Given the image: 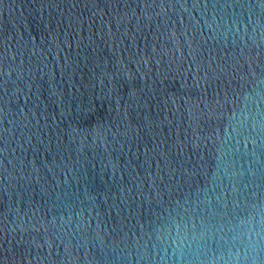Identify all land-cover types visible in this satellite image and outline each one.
<instances>
[{
	"label": "water",
	"instance_id": "95a60500",
	"mask_svg": "<svg viewBox=\"0 0 264 264\" xmlns=\"http://www.w3.org/2000/svg\"><path fill=\"white\" fill-rule=\"evenodd\" d=\"M0 264H264V0H0Z\"/></svg>",
	"mask_w": 264,
	"mask_h": 264
},
{
	"label": "clouds",
	"instance_id": "9594fccd",
	"mask_svg": "<svg viewBox=\"0 0 264 264\" xmlns=\"http://www.w3.org/2000/svg\"><path fill=\"white\" fill-rule=\"evenodd\" d=\"M260 231H259V219L257 223H249L247 225L246 230L235 237L236 242L241 244V247L239 249H236V251L239 252H245L247 253L249 250L252 252L255 251V241H257L260 238ZM173 244H176V241L172 242ZM182 243V242H181Z\"/></svg>",
	"mask_w": 264,
	"mask_h": 264
}]
</instances>
